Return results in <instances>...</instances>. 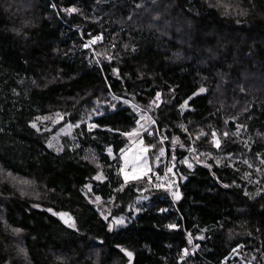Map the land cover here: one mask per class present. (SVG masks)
<instances>
[{"label":"trees","instance_id":"trees-1","mask_svg":"<svg viewBox=\"0 0 264 264\" xmlns=\"http://www.w3.org/2000/svg\"><path fill=\"white\" fill-rule=\"evenodd\" d=\"M209 3L0 0V264H129L122 248L131 264H264V0ZM57 114L53 130L31 126ZM66 124L74 140L55 152ZM139 141L151 160L164 145L193 161L177 166L174 204L116 172Z\"/></svg>","mask_w":264,"mask_h":264},{"label":"rangeland","instance_id":"rangeland-1","mask_svg":"<svg viewBox=\"0 0 264 264\" xmlns=\"http://www.w3.org/2000/svg\"><path fill=\"white\" fill-rule=\"evenodd\" d=\"M204 94V92H197L195 94V96L197 95H202ZM127 105H132V103L127 102ZM187 105V104H186ZM185 105V107L183 108V110H187V106ZM95 114L98 116H101L102 114L100 113V110H95ZM48 119H42V120H36L35 123L37 125V128L41 131L47 130H53L54 127L62 120L61 116L58 115H53V116H47ZM90 121V120H88ZM32 123V124H33ZM91 125V124H89ZM89 125H88V129H89ZM35 128V129H37ZM77 128V125H72V124H66L64 125L60 130L58 129L55 134L49 138L48 142H47V146L49 145V143L51 142L52 147H49L50 149L54 150L55 152H61L63 149V145H62V139L63 138H69L71 139V141H73V133L74 130ZM92 129H96V127L91 128L89 130ZM240 128H238V132H239ZM243 141H245L243 139ZM138 144L135 145L134 150H129L127 152H125L122 155V167H123V172H120L121 174L125 175L127 174L129 179H133L132 176L135 173L137 176H139L138 179H141L143 177H145V182L147 185L148 190H154V189H164L166 191H168L167 187L169 186L168 180L166 178V169H167V162H168V155L166 152V148L163 145V149H164V154L161 155L160 154V150L153 156L152 160L150 159L149 153H148V148H146L145 146H143V144L141 143V141L137 142ZM146 149V150H145ZM190 149H194V147H190ZM190 151V150H189ZM191 153L195 154L196 158H200L202 155L206 156L204 153H199L197 151H192ZM213 159L215 163L217 164H221L223 163L224 160H221L219 157H214L210 154H207V159ZM183 161H187V163H184ZM118 166L116 169V172L119 173V168L121 167ZM178 165H184L185 168L187 170H192L194 168L193 165V161L191 159H189L188 157H184L182 160L178 161ZM189 165H191V167H189ZM129 168V171H127ZM178 171L177 169L175 170V172ZM174 172V173H175ZM146 173V175L144 174ZM262 176V175H261ZM179 181H185L186 177L182 176L181 174L178 175ZM99 182H104L105 179L101 180H97ZM177 182V179H176ZM91 186V184H88ZM157 185H160L159 187H157ZM87 191H90L91 187H85ZM172 186H171V192L172 190ZM145 189L141 190L138 192L136 199L134 200L130 211L132 212V214H136L139 210H140V205L142 204V202H147L150 197L148 195H146L145 193ZM168 193V198L172 201V203L174 204L173 201V193ZM172 198V199H171ZM105 217V216H104ZM103 217V219H104ZM116 218H121L124 220L123 224L117 225L114 223ZM129 219L125 216H119V217H112L110 219V223L113 224L112 230H117L119 228H123L126 226V224L128 223Z\"/></svg>","mask_w":264,"mask_h":264},{"label":"snow or ice","instance_id":"snow-or-ice-1","mask_svg":"<svg viewBox=\"0 0 264 264\" xmlns=\"http://www.w3.org/2000/svg\"><path fill=\"white\" fill-rule=\"evenodd\" d=\"M205 3H208V6H209V7H213V6H214V5H212L211 3H209V0H205ZM249 3H252V0H249ZM215 6H216V7H219V4H217V5H215ZM253 7H254V5H253ZM65 11L68 12V13H72V12H76V11H78V9L70 8V9H65ZM224 14H225V15H228V14H229V12H228V8H227V7H225V13H224ZM246 14H247V11H240V12L238 13V15H246ZM100 39H101L100 36H95V37H93V38L89 41V43H90V44H94V43H96V41H98V40H100ZM87 46H88V45L86 44L85 47H87ZM113 72H114V73L117 72V69L114 68V69H113ZM34 83H35V81H34ZM199 91H200V92H204L205 89H204V88H200ZM160 96H161V94H160L159 92H157V93H156V97H155V99H154L153 101H151L150 103H151L152 105H155L156 107H158L159 104H158L157 102L160 100ZM189 99H191V97H189ZM125 103H127V101H125ZM186 104H187V101H185V104H182V105H181V108H184ZM57 115L59 116V114H57ZM36 119H37V120H42V119H48V117H36ZM137 124H139V121H137ZM31 126H32L33 128H37V125H36L35 123H33ZM94 127H97V125H95V124H91V125H89V129L94 128ZM180 127H181L182 129H185V126H184L183 124H181ZM185 130H186V129H185ZM37 131H39L38 128H37ZM109 131H112V129H109ZM133 134H134V133H131V132H122V133H121V135H127V136H131V135H133ZM149 134H151V133H149ZM200 135H204V133L201 132ZM224 135H225V136H228L229 133H228V132H225ZM211 142H212L213 146H215V147L218 148V149L220 148V141H219V139L217 138V134H216L215 132L212 133V141H211ZM173 143H176L175 138H173ZM48 146H49V147H52L51 142L49 143ZM145 150H146V149H145ZM189 150H190V151H195V149H189ZM108 152H109V155L111 156L112 153H111V149H110V148L108 149ZM160 154H161V155L164 154V149H163V148L160 149ZM93 159H94V158H93ZM183 162H184V163H187V161H183ZM249 166H251V165H249ZM189 167H191V165H189ZM206 167H210V166L206 165ZM120 171L123 172V169H120ZM168 171L171 172L172 169L169 168ZM144 174L146 175V173H144ZM9 175H10V174H9ZM132 178H133V179H138L139 176H137V175L134 173L133 176H132ZM93 179H97V180H101V181H102L103 179H105V177H104L102 174L98 173L96 176L93 177ZM128 179H129L128 175L125 174V175H124L125 183H127ZM159 186H160V185H157V187H159ZM86 187H89V188H90L91 186H90V185H86ZM225 187H227V185H225ZM119 190H123V185L121 186L120 189H118V191H119ZM246 195H247V193H246ZM173 196H174L175 199H179L180 194H179V192L177 191V192H174V193H173ZM95 199H96V201H99V200H100V197L97 196ZM90 202H92V201H90ZM33 207H38V205H33ZM48 211L51 212L52 210H51V209H48ZM162 211H164V210H162ZM52 214H53V215H57V213H55V212H53ZM58 215H60L61 218L67 216L66 213H59ZM70 219H71V218L69 217L68 220H65V223H67L69 227H73V228H74L75 225L72 224V223H69ZM104 219H105V220H108V217L105 216ZM114 223L117 224V225H120V224H123V223H124V220L121 219V218H116L115 221H114ZM108 227H109V231H111V230H112V227H113V224H112V223H109ZM167 227H169V228H175V227H177V226H176L175 224H170V225H167ZM19 231H20V229H13V232H15V233H18ZM20 251L23 252L24 250L21 249ZM121 251L124 252V254L128 257V259H129V264H131L132 256H133L132 252L127 251V250H125V249H123V248L121 249ZM185 254H186V253H185Z\"/></svg>","mask_w":264,"mask_h":264},{"label":"water","instance_id":"water-1","mask_svg":"<svg viewBox=\"0 0 264 264\" xmlns=\"http://www.w3.org/2000/svg\"><path fill=\"white\" fill-rule=\"evenodd\" d=\"M177 166H178V158H177V155H176V151L174 148H171L170 151H169V156H168V162H167V169H166V175H167V178L168 180L170 181V183L172 184L173 186V191L174 189L177 187V182H176V179L174 177V172L175 170L177 169ZM171 168L172 171L169 172L168 169ZM51 213H53L51 211ZM59 213H57V215H55V217L61 222L63 223L64 225H67V223H65V220H68V218L71 216L67 214V216L61 218L60 215H58ZM69 223H72V218L70 219Z\"/></svg>","mask_w":264,"mask_h":264},{"label":"built area","instance_id":"built-area-1","mask_svg":"<svg viewBox=\"0 0 264 264\" xmlns=\"http://www.w3.org/2000/svg\"><path fill=\"white\" fill-rule=\"evenodd\" d=\"M163 141H164V139H163L162 137H159V142L162 143ZM120 169H123V167L121 166V167L119 168V172H121ZM127 171H129V168H128ZM168 183H169V182H168ZM167 189H168V191H169L170 194L173 193V191L171 192V184H170V183H169V186L167 187ZM173 201H174V198H173Z\"/></svg>","mask_w":264,"mask_h":264},{"label":"bare ground","instance_id":"bare-ground-1","mask_svg":"<svg viewBox=\"0 0 264 264\" xmlns=\"http://www.w3.org/2000/svg\"><path fill=\"white\" fill-rule=\"evenodd\" d=\"M152 130H153V129H152ZM152 130H151V131H152ZM158 133H159V132H158ZM169 183H170V182H169ZM170 184H171V183H170ZM171 186H172V184H171ZM172 187H173V186H172ZM23 198H24V197H23ZM28 199H29V198H28ZM171 199H172V198H171ZM29 200H31V199H29ZM33 201L35 202V200H33ZM51 202L53 203V201H51ZM51 202H50V204H51ZM35 203H36V202H35ZM54 203L56 204V202H54ZM55 204H54V205H55ZM175 204H176V203H175ZM178 211H179V209H178Z\"/></svg>","mask_w":264,"mask_h":264},{"label":"clouds","instance_id":"clouds-1","mask_svg":"<svg viewBox=\"0 0 264 264\" xmlns=\"http://www.w3.org/2000/svg\"><path fill=\"white\" fill-rule=\"evenodd\" d=\"M163 143V142H162ZM122 166V165H121ZM120 173V172H119ZM165 175H166V173H165ZM166 178H167V175H166ZM167 180H168V178H167ZM168 182H170L169 180H168ZM173 188V187H172Z\"/></svg>","mask_w":264,"mask_h":264}]
</instances>
